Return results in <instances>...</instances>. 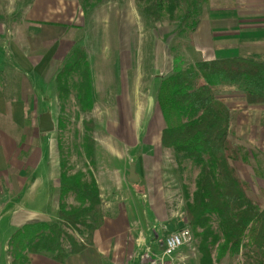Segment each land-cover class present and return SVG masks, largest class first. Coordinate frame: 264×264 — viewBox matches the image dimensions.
Listing matches in <instances>:
<instances>
[{"label":"trees","instance_id":"obj_1","mask_svg":"<svg viewBox=\"0 0 264 264\" xmlns=\"http://www.w3.org/2000/svg\"><path fill=\"white\" fill-rule=\"evenodd\" d=\"M210 0H133L136 9L153 23L177 24L176 46L170 47L175 63L182 62L181 46H194L204 8ZM85 17L103 0H79ZM76 34L84 33L75 27ZM81 37L65 57L55 76L60 112L72 103L80 113L93 111L89 53ZM177 64V65H178ZM163 79L157 106L164 120L161 145L172 151L179 169L197 171L195 190H184L185 215L200 264L241 259L242 264H264V202L252 198V188L237 165L253 168L251 153L237 141V113L219 97L227 86L242 91L249 106L264 105V55L204 61L195 59ZM82 136L84 169L70 173L67 157L60 152V208L52 222H35L15 231L9 242L12 264H30L31 254H45L58 263L85 251L104 223L100 189L91 168L96 166L94 123L85 121ZM62 133V128L60 127ZM253 161V162H252ZM259 163V162H258ZM189 165V166H187ZM95 168V167H94ZM76 204L70 206L68 198ZM84 238L80 242L76 237Z\"/></svg>","mask_w":264,"mask_h":264},{"label":"crops","instance_id":"obj_2","mask_svg":"<svg viewBox=\"0 0 264 264\" xmlns=\"http://www.w3.org/2000/svg\"><path fill=\"white\" fill-rule=\"evenodd\" d=\"M2 5H5V0H0V12H4ZM18 11H26L28 17H85L79 0H26L23 8H18ZM43 26L47 31L68 28L58 22L48 21H44ZM105 37L108 39L107 35ZM60 38L47 37V41H54L48 48L56 47V57L53 58L61 55L54 76L72 49L66 52L64 39ZM125 45L124 51L131 49V41ZM194 46L204 61L233 57L257 58L264 55V0H210L194 34ZM91 58L89 53L95 111L100 97V85L106 84V78L103 77L101 81L96 79ZM113 77L118 79L117 75ZM165 78L158 80L154 95L148 97L145 104H135L140 106L135 113H130V99L125 90L123 95L116 94L114 100L108 102L106 111H114L115 105L118 108L120 120L116 123L117 127L138 131L134 140H130L131 143L120 138L110 143L103 142L106 144L103 146L106 152L99 153L100 148L96 151L94 177L100 189L104 223L94 233L92 245L80 254L70 255L63 264H141V255L147 248L157 252L162 250L165 238L186 225L185 220H179L178 213L181 210L179 207L183 213L185 207L180 178L178 180L173 177L181 172L179 163L174 153L161 145L164 120L156 141L138 135L143 128H153L147 113L155 111L158 88ZM225 89L237 91L230 86ZM103 92L107 94L105 89ZM14 103L3 100L0 116L6 118L5 114H13ZM110 104L114 107L110 108ZM262 107L264 105L249 108L256 110ZM3 119L0 117V217L9 218L14 231L35 222H52L57 218L60 208L61 169L55 138L50 136L52 132L41 133L38 128L39 133L45 136L32 133L28 139L25 134H20L22 126L19 122H2ZM36 142L39 147H36ZM121 143L129 146L124 150L126 153L116 145ZM26 144L34 148L32 157L25 156L23 150ZM136 150L140 152L135 153ZM112 165L115 166L113 169ZM131 165H134L138 176L136 184L128 181ZM237 169L241 176L242 169L239 166ZM183 249L175 256L176 264H187L182 255ZM29 258L30 264H62L45 254H31ZM196 259V263L200 264V259Z\"/></svg>","mask_w":264,"mask_h":264},{"label":"rangeland","instance_id":"obj_3","mask_svg":"<svg viewBox=\"0 0 264 264\" xmlns=\"http://www.w3.org/2000/svg\"><path fill=\"white\" fill-rule=\"evenodd\" d=\"M25 3L26 0H5V5H2L4 12H0V105L3 100L6 103L15 102L14 113L5 114L6 118L0 117L4 118L2 122L6 120L19 122L22 126L20 134H25L29 139L32 133L41 137L45 136L38 131L39 120L44 113L50 112L56 124V130L50 135L55 138L56 153L60 157L59 147L61 146V152L69 161L67 166L70 173H75L84 169L85 160L81 155V144L85 132V121L94 123L92 136L95 140V153L99 148L101 149L99 153L106 152L103 147L106 142L110 143L120 138L124 141L134 140L138 130L117 127L116 123L120 120L118 108L115 105L114 111L108 110L109 114L106 111L109 107L108 102L114 100L116 94L123 95L125 90L130 99V113H135L137 107H140L139 104L135 105L137 102L145 104L148 97L154 95L158 80L171 74L176 68L175 65L178 64L175 63L174 55L170 52L171 46L178 45L175 41L177 24L153 23L147 20L134 7L132 0H103L98 8L90 11L92 15L89 14L87 18L82 16L79 18L28 17L25 15L28 14L26 11L22 13L18 11V8H23ZM44 21L58 22L68 28L51 29L53 31L48 29L47 31L43 26ZM76 26L77 28L83 27L84 33L81 36L76 34ZM109 29L111 31H108ZM49 36L53 39L61 36L60 39H64V45L67 47L66 52L80 37L82 38L81 44L87 48L92 57L96 79L101 81L103 77L106 78L104 81L106 84L100 85V97L95 111L80 113L71 103L65 114L60 112L54 73L55 67L60 64L61 55L59 58H53V56L56 57L54 52L56 47L48 48L51 42L54 43V41H47ZM129 41L132 44L131 49L124 51L125 43L128 45ZM179 56L182 62H179L177 66L181 68L195 59H204L195 49H186L184 46H181ZM114 75H117V80L114 79ZM103 89L107 92L106 95L102 93ZM219 97L225 99L230 108L237 113L235 123L237 141L245 146L252 157L254 156L252 160H256L255 156L257 157L259 163L255 161L254 165L258 166L259 171L264 175V107L263 109H250L251 106L246 103L242 91L233 89L231 91L224 88L220 91ZM110 105V108L114 107ZM147 114H149L148 120L153 128H143L138 135L148 138L149 141H156L163 127V119L158 106L156 105L154 112ZM60 127L63 130L62 133ZM35 145L40 146L38 142ZM116 145L119 148L122 147L120 149L123 153L129 148L124 143ZM28 146L26 144L23 151L26 157H32L34 148ZM149 147L154 146L149 145ZM138 150L135 153L140 152ZM23 157L22 155L21 158ZM113 163L117 164L119 161H113ZM237 166L242 169V179L245 178L244 180L251 185L252 198L264 202V177L256 176L249 165L238 164ZM94 167L91 168L93 174ZM177 174L173 177L178 180L180 178L179 185L182 195H184L185 188L192 193L195 190L197 171L188 167ZM183 202L185 204V198ZM67 203L70 206L77 205L73 197L68 198ZM178 209H181L178 211L179 220L187 222L186 215L183 217L185 207L184 213L182 208ZM186 226L189 228L187 223ZM14 233L10 219L0 217V264H12V257L8 250ZM76 238L80 242L84 240L78 236ZM183 248L182 255L186 258L187 264H198L196 258L200 259V254L195 239L192 245ZM217 264H242V261L225 258Z\"/></svg>","mask_w":264,"mask_h":264},{"label":"built area","instance_id":"obj_4","mask_svg":"<svg viewBox=\"0 0 264 264\" xmlns=\"http://www.w3.org/2000/svg\"><path fill=\"white\" fill-rule=\"evenodd\" d=\"M187 223V222H186ZM194 242V236L186 225L179 231L168 235L163 242V249L158 252L147 248L141 255V264H176L175 256Z\"/></svg>","mask_w":264,"mask_h":264},{"label":"water","instance_id":"obj_5","mask_svg":"<svg viewBox=\"0 0 264 264\" xmlns=\"http://www.w3.org/2000/svg\"><path fill=\"white\" fill-rule=\"evenodd\" d=\"M56 129V124L53 120L52 114L47 112L43 114L40 118L39 130L41 133H50L54 132ZM128 181L131 184H136L138 182V176L135 172L134 165H131L128 172Z\"/></svg>","mask_w":264,"mask_h":264},{"label":"bare ground","instance_id":"obj_6","mask_svg":"<svg viewBox=\"0 0 264 264\" xmlns=\"http://www.w3.org/2000/svg\"><path fill=\"white\" fill-rule=\"evenodd\" d=\"M56 130V129H55Z\"/></svg>","mask_w":264,"mask_h":264}]
</instances>
